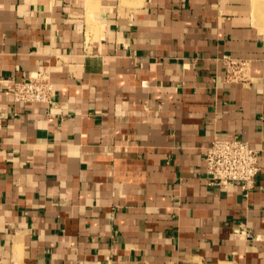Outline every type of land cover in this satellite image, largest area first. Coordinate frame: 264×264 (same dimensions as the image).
Here are the masks:
<instances>
[{
  "label": "crops",
  "instance_id": "0c3cea01",
  "mask_svg": "<svg viewBox=\"0 0 264 264\" xmlns=\"http://www.w3.org/2000/svg\"><path fill=\"white\" fill-rule=\"evenodd\" d=\"M254 17L249 0H0V264H264ZM41 68L52 102L14 101ZM234 136L259 150L247 194L206 178Z\"/></svg>",
  "mask_w": 264,
  "mask_h": 264
},
{
  "label": "built area",
  "instance_id": "2783aa9c",
  "mask_svg": "<svg viewBox=\"0 0 264 264\" xmlns=\"http://www.w3.org/2000/svg\"><path fill=\"white\" fill-rule=\"evenodd\" d=\"M226 78L237 80L240 72L248 68L249 61L224 54ZM13 99L21 103H50L54 85L48 70L41 68L33 75L14 81ZM259 150L240 136L228 139L214 138L206 149V178L212 186H240L245 194L251 190L259 172Z\"/></svg>",
  "mask_w": 264,
  "mask_h": 264
},
{
  "label": "rangeland",
  "instance_id": "374dc122",
  "mask_svg": "<svg viewBox=\"0 0 264 264\" xmlns=\"http://www.w3.org/2000/svg\"><path fill=\"white\" fill-rule=\"evenodd\" d=\"M250 1V5L252 8L253 13H255V17H254V22L256 25L259 26V29H261L263 35H264V10L262 11V9L264 8V1L262 0H249ZM242 59V58H240ZM248 59V58H247ZM249 61V65L248 68L245 69L244 71L240 72V76H242L241 80H245L246 78H250V67H251V63L250 60ZM238 79V80H239Z\"/></svg>",
  "mask_w": 264,
  "mask_h": 264
},
{
  "label": "bare ground",
  "instance_id": "6f19581e",
  "mask_svg": "<svg viewBox=\"0 0 264 264\" xmlns=\"http://www.w3.org/2000/svg\"><path fill=\"white\" fill-rule=\"evenodd\" d=\"M262 1H264V0H262ZM264 10V8L262 9V11Z\"/></svg>",
  "mask_w": 264,
  "mask_h": 264
}]
</instances>
